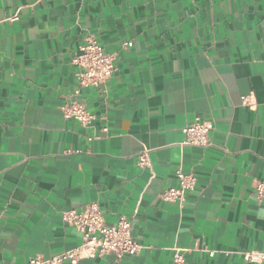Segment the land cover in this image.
Returning a JSON list of instances; mask_svg holds the SVG:
<instances>
[{"label": "crops", "instance_id": "1", "mask_svg": "<svg viewBox=\"0 0 264 264\" xmlns=\"http://www.w3.org/2000/svg\"><path fill=\"white\" fill-rule=\"evenodd\" d=\"M89 33L116 54L101 86L80 85L72 61ZM73 99L92 124L64 115ZM196 116L213 122L209 145L181 143ZM178 167L198 175L183 204L160 196ZM257 179L264 0H0V264L80 244L62 211L92 201L108 222L133 218L144 247L122 264H170L177 247L186 264H264L244 257L264 248Z\"/></svg>", "mask_w": 264, "mask_h": 264}, {"label": "built area", "instance_id": "2", "mask_svg": "<svg viewBox=\"0 0 264 264\" xmlns=\"http://www.w3.org/2000/svg\"><path fill=\"white\" fill-rule=\"evenodd\" d=\"M132 44L130 40L123 42L125 46ZM72 61L78 66L77 76L80 85L101 86L117 69L115 52L106 50L101 41L90 33L85 36L84 42L73 56ZM242 99L244 103H250V95L243 94ZM60 107L65 116L74 117L84 125L92 124L96 118V114L80 99L65 101ZM212 128V120L196 116L183 127L184 137L181 143L209 145ZM149 150L150 148L144 147L138 152L139 165L146 166L150 163ZM175 172L178 184L165 188L160 196L165 200L183 204L189 191L197 186L198 175L195 171L186 172L181 167H178ZM253 193L259 201H264V179L255 181ZM1 217L2 212L0 211V220ZM62 219L81 232V243L51 256L32 255L26 264H63L64 262L79 264L83 258L107 253L114 254L111 264H122L125 254H135L144 247L133 234L132 217L122 214L115 222H108L100 204L96 201L88 202L82 209L74 207L64 209ZM209 253L214 255L215 249H210ZM244 257L250 261L263 262L264 248L246 250ZM186 263L185 250L175 248L173 261L170 264Z\"/></svg>", "mask_w": 264, "mask_h": 264}]
</instances>
